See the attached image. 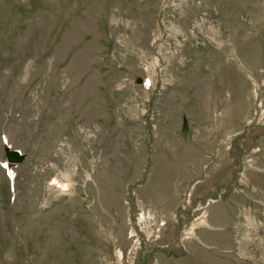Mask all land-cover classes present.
Wrapping results in <instances>:
<instances>
[{
  "label": "rangeland",
  "instance_id": "obj_1",
  "mask_svg": "<svg viewBox=\"0 0 264 264\" xmlns=\"http://www.w3.org/2000/svg\"><path fill=\"white\" fill-rule=\"evenodd\" d=\"M0 264H264V0H0Z\"/></svg>",
  "mask_w": 264,
  "mask_h": 264
},
{
  "label": "water",
  "instance_id": "obj_2",
  "mask_svg": "<svg viewBox=\"0 0 264 264\" xmlns=\"http://www.w3.org/2000/svg\"><path fill=\"white\" fill-rule=\"evenodd\" d=\"M7 161L10 164H20L23 161V157L15 152H7Z\"/></svg>",
  "mask_w": 264,
  "mask_h": 264
},
{
  "label": "bare ground",
  "instance_id": "obj_3",
  "mask_svg": "<svg viewBox=\"0 0 264 264\" xmlns=\"http://www.w3.org/2000/svg\"><path fill=\"white\" fill-rule=\"evenodd\" d=\"M132 237V236H131Z\"/></svg>",
  "mask_w": 264,
  "mask_h": 264
}]
</instances>
